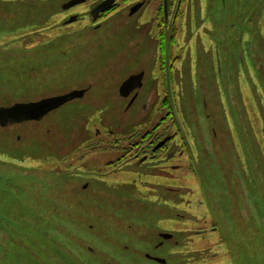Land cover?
<instances>
[{
    "label": "rangeland",
    "instance_id": "rangeland-1",
    "mask_svg": "<svg viewBox=\"0 0 264 264\" xmlns=\"http://www.w3.org/2000/svg\"><path fill=\"white\" fill-rule=\"evenodd\" d=\"M261 1L249 0V4L255 6ZM34 2L37 0H0V49L3 47L2 39L6 35L19 37L44 25V19L34 15L13 20L6 18L4 7L7 10L8 7L10 10H19V6L32 5ZM245 2L246 0H238L233 6L232 0H227L226 4L214 1L211 7L214 11L209 13V18L214 22L213 29L216 34L211 35V38L218 47L214 62L221 63L220 66L211 63L212 56L206 51L208 44L203 40L204 34L200 35L202 40L199 48L189 56L183 53L185 60L181 58L177 64L175 82L173 85L171 83L170 87L172 93L174 89L177 98L179 120L185 130L186 141L188 144L190 142L189 159L195 163L196 174L188 167L176 173L171 181L162 180V184L170 187L171 190L180 189L179 192L169 190L168 196L192 193L195 181L200 184L202 192L196 183L197 198L203 200L204 195L209 198L211 206L216 208L224 234L232 237L228 243L232 253L228 254V257L230 258L232 254L238 259L235 264H264V223L259 225L257 221L264 217V102H262L264 97L255 91L252 84L251 86L245 84L252 83V73L248 66L244 70L246 74L244 79L239 73L240 65L244 62L249 63L248 54L255 52L256 48H251L252 45L259 46L264 43V34L261 31L259 33L257 29L245 34L229 30L231 17L238 13L243 12L244 15V19L242 18L237 24L238 29L255 17L241 10L240 6ZM13 13L17 14L16 11ZM23 13L27 15L25 11ZM29 13L34 14L35 11ZM117 22L119 21L116 17H111L102 22L100 28L95 29L89 21H83L71 28L72 35L67 37L63 36L67 34H58L57 38L54 36L45 44H42L43 42L38 44L36 49L25 55L17 53L12 57L14 51L8 50L5 51L7 57L1 59L3 54H0V106L46 95L50 91L59 92L67 86L84 83L93 84L95 97L103 94H110L113 97L103 99L99 104H90L89 107L84 104L71 105L61 110L59 114L50 115L39 123L41 129L50 128L49 134L44 133L46 130L30 131L35 127L30 124L0 128V160L3 161L2 174L0 171V235L13 228L27 230L24 221L15 213L16 209L23 208L27 218L33 214L35 222L39 217L46 216L47 208L55 207L53 216L55 215L59 221H64L65 225L71 220V217L66 215L67 209L70 212L72 209L75 215L86 217L87 221L93 224L103 223L100 225L107 230L96 241V248H106L107 240L116 237L123 238L122 246H134L147 243L141 238L142 235L149 231L148 228H158L163 218L181 220L182 218H177L175 215L178 212L185 214L183 207L180 206L161 207L159 216H152L156 212L153 209H139L137 205L142 202L140 196L143 195L140 192L143 188L132 184H129V187L121 185V181L127 179L126 176H101V173L106 171L97 167L99 161L97 165L94 161L95 158L98 160L106 157L102 151L93 149L91 142L83 141V144H80L82 142L72 134L74 132H70L72 134L70 135L61 131L63 114L73 112L76 113L73 116L80 118L82 122H92L93 125L95 123L102 132L111 131L109 135L113 143V140L135 131L141 120L147 116L142 114V105L148 97L153 98V103L148 108V112H153L149 114L151 117L161 106L165 96L164 93L159 96L164 88H162L160 71L157 69L158 66L156 67L158 55L154 54V57L152 56V59H148L145 63L137 55L134 57L137 60L133 63L131 53L136 51L134 48L136 41L131 40L133 37L128 33L130 30L120 29ZM49 24L47 23L46 26ZM43 33L30 34L19 44L25 46L35 43L42 39L40 35ZM46 35L44 33V36ZM9 47L12 48L10 45ZM131 49L134 50L129 52ZM238 50L244 51L240 59L235 56ZM261 51L264 53V50ZM25 63H34V65L23 67ZM170 63L169 61L168 64ZM149 64L151 68L153 66L156 69L148 70L139 101L128 108L126 100L117 98L115 88L124 80L128 72L135 68L146 69ZM168 74L171 81V70ZM43 77L47 85L39 81ZM55 84L57 86L53 89L50 85ZM250 93L255 96H251ZM236 101L241 106L240 111L235 109ZM78 108L80 110H77ZM83 127L89 129L92 126L86 124ZM18 135L28 138L31 136L32 139H25L23 143L26 144L17 145ZM62 145H73V150L67 156L68 159L62 155ZM79 164L84 165L85 173L78 168ZM130 166L125 168L136 169V165ZM193 178L194 182H192ZM86 184L89 186L82 194L88 208L84 211L78 202L71 198L73 190L70 189L82 188ZM181 187L186 188L187 191L182 192ZM24 195L29 198V203H32V199L36 196L40 197L36 209L33 210L32 206L26 203ZM191 207L195 208V206ZM200 207L198 206V209ZM9 212L13 217H9ZM109 215L120 216L116 235L110 230V222L98 221L100 217H109ZM195 218L189 220L195 221ZM44 220L48 219L44 218ZM177 223L171 225L172 228L176 226L175 229L182 239L191 240L192 237L191 241H196V244H194L195 249H175L182 255L175 254L173 257L169 252L161 253V256L168 258L170 264H179L185 258L187 260L189 256L184 254L189 251L197 252L199 249L200 239L194 233L196 224L182 226V223L180 225ZM143 224L147 228L143 227ZM164 224L166 223L162 224L163 227ZM9 225L12 226L9 228ZM38 226L36 225L33 230ZM66 227L67 225H63L60 228L62 242L66 240L69 242ZM90 233L93 234L92 230ZM250 234H253V238H250ZM217 242L208 244L206 248L210 246L217 248L221 256L227 254V244L220 243L218 246ZM6 247L7 254L3 258L7 260L1 258L0 264H10L8 244ZM126 253V262L152 264L145 257H142V261L139 260L137 254L131 250H127ZM87 257L91 256L87 255ZM51 259L48 257L46 264H52ZM115 259L119 262L116 256ZM93 260L98 259L94 256ZM42 261L31 260L28 264H42ZM70 261V256L63 257V264H69ZM94 261L92 264H97L98 261L95 263Z\"/></svg>",
    "mask_w": 264,
    "mask_h": 264
},
{
    "label": "flooded vegetation",
    "instance_id": "flooded-vegetation-1",
    "mask_svg": "<svg viewBox=\"0 0 264 264\" xmlns=\"http://www.w3.org/2000/svg\"><path fill=\"white\" fill-rule=\"evenodd\" d=\"M214 1L223 4L227 2V0H37V2H34L32 5L19 6V10H10V7H8L7 10L6 7H4L6 18L13 20L23 16L34 15L42 18V20L44 19V25L29 31L30 33L20 35L19 37H10L6 35L2 39V44L5 48L2 47L0 49V54H3L1 59L7 57L5 51L8 50L14 51L12 57L17 53L25 55L36 49L38 44L42 42V44H45L54 36L57 38L58 34H67L63 36L68 37L73 33L71 28L83 21H89L95 29H98L102 26V22L111 19V17L117 18L120 29L123 28V30L126 31L130 30L128 33L133 37L131 40L135 39L136 41V46L134 47L136 51L135 53H131L133 63L137 60L134 59L137 55L141 57L140 60L143 63L148 59H152L154 54L158 55L156 67L158 66L157 69L160 71L162 88H164V91L162 90L159 96L164 93L165 97L163 98L164 100L161 106L156 109V112L154 110L155 115L153 117L149 115L153 112H148L149 106L153 103V98L152 96L147 99L144 98L146 100L142 105V114H146L147 116L141 120L135 131L122 138L113 140L112 143L109 135L112 133L111 131L106 130L102 132L95 123L94 125L92 122L84 123L80 118L74 117L73 115H76V113L73 112L63 114L60 128L62 132L70 135L73 134L76 138H80L82 142L80 144H83V141L91 142L93 149L95 148V150L102 151L106 157L98 160L95 158L94 161L96 165L97 161H99L97 167L100 170L106 171L101 173V176H126L127 179H123L121 185L129 187V184H132L143 188V191L140 192L141 195H143L140 196L142 202L140 205L136 204L139 209H153L156 212H154L152 216H159L161 215L162 208L166 206L167 208L180 206L183 207L185 214L178 212L175 217H180L185 221H182V219L170 220L169 218H163V222L161 221V225L158 228H148L149 231L144 232L142 235L141 238L147 243L136 244L134 246H122L123 238L116 237L107 240L106 244L108 246H106V248H96V241L102 237L107 230V228H102L101 225H103V223L101 222L93 224L88 222L86 217L75 215L71 208V212L67 209L65 211L66 215L71 217V220H68L67 223L65 222L67 225L66 232L69 234V242L67 240L66 242H62L63 236L60 228L66 225L63 224L64 221H59L55 215L53 216L56 209L55 207L47 208L46 216L39 217L35 222L33 221V214L29 213L30 215L27 218V214L23 208L16 209L15 213L18 218L24 221L27 230L21 231L13 228L1 233L0 260L7 254L6 246L8 244L10 264H28L31 260L36 261L40 259L43 260L42 264H46L48 262V257L50 259L52 258L50 260L52 264H63V257L65 256L71 257L69 264H92L94 256L98 259L95 260L96 262L98 261L97 264H134L133 262H126L127 250L136 253L138 259L141 261L142 257H145L146 260L152 264H170L168 258L161 256V253H165L166 251L170 253V256L175 254L180 255L181 253L175 251V249H195L194 244H196V241H191L193 240L192 237H190L191 240L182 239L175 229L176 226L172 228L171 225L178 222L177 224L180 225V223H182V226L195 223L196 230L194 233L195 236L200 239L198 251H189L187 254H184L189 256L188 259L186 260L185 258L181 262L179 261V264H235L236 261H238L232 254L230 258L228 257V254L232 253L228 245L232 237L228 234H224L223 228L221 227L222 224L215 210L216 208L211 206L209 198L205 195L204 197L202 196L203 200L197 198L195 189L198 191V183L194 178L192 180V182L195 181L193 192L188 194L184 193L183 195L174 194L173 196H168L167 192L169 190L179 192L180 189L171 190L170 187L162 184V180L169 179L171 181L172 178L174 179L173 176L177 175L176 173L188 167L196 174L195 163L189 159L190 151H188V147L190 149V142L188 144L186 141L185 130L181 120H179V109L176 104L177 98H175L174 89L172 93L170 84L172 83L173 85L175 82L177 64L181 58H185L183 53H187L189 56L191 52L199 48L202 40L200 38L201 34H204L205 38L203 40L208 44V47H205L208 55L211 54L212 56L211 63L218 64L219 66L221 65V63L214 62L218 47H216L215 42H213L211 38V35H216L213 29L214 22L209 18V13L213 10L211 7ZM232 1L233 6L238 2V0ZM240 8L242 11L253 14L255 17L249 20L241 29H238L237 24L240 23L242 18L244 19L243 12L238 13V15L233 18L231 17L229 30L238 32L239 34H245L250 30L257 29L259 33L261 31L264 34V0L255 6H251L249 0H246L245 3H242ZM14 11H16L17 14L13 13ZM24 11L27 15H24ZM29 11H35V13L30 14ZM47 23L50 24L46 26ZM43 32L47 35L44 36ZM38 33H43L40 35L42 36L41 40L32 44H26L25 46L19 44L22 40L24 41L29 37L30 34ZM245 37L247 36L245 35ZM69 43L68 41L67 45ZM9 45L12 46L13 49L9 47ZM251 48H256L254 49L255 52L253 54H248V64L244 62V64L240 65V77L244 79L246 76L244 70L248 66L252 73V83L246 82L245 84L248 86L252 84L255 91L264 97V53L261 51L264 50V43L259 46L253 44ZM132 50L134 49H131L129 52ZM138 52H141V54ZM237 52L235 56L240 59L244 51L238 50ZM169 61L171 62L170 64H168ZM32 65H34V63H25L23 67ZM153 69L155 70L156 68L153 66L151 68L150 64L146 69L135 68V70L128 72L124 80L115 88L117 98L126 100L125 103L128 105V108L139 101L140 92L145 86L147 72ZM170 70L172 73L171 81L170 77H168L169 74L167 75ZM124 71L121 73L123 74ZM183 73H185V71ZM139 75L142 76V81L133 79L135 76ZM41 79L42 80L39 81L47 85L44 77ZM128 81L130 82L125 85ZM167 81L170 89L169 87L167 88ZM49 82L51 84V81ZM50 86L54 89L57 84ZM93 87V84L90 83H84L83 85L74 84L70 87L67 86V88L59 92H57V90L54 92L50 91L48 92L49 94L18 100L15 103L5 106H13L16 103H36L40 100L49 98H65L66 101L60 105L59 108L52 111L50 110L45 117H43L46 119L52 114H59L61 110L71 105L81 104L82 106L84 104L89 107L90 104H99L103 99L113 98L110 94H103L95 97L96 93L93 91ZM250 95L255 96L251 93ZM234 106L235 109L240 111L241 106L237 101L234 103ZM77 110H80V108ZM43 120H28L17 124H23V126H28V124H30L35 126L32 127L30 131L43 132L46 128L41 129L42 126L39 125ZM86 124L92 127L85 129L83 126ZM7 127L8 126L3 127L0 124V128L7 129ZM49 129L50 128L44 133L49 134ZM70 132L74 133L71 134ZM27 135H29V133H27ZM101 135L104 136L101 137ZM29 137L30 138L18 135L17 145L26 144L23 142L25 139H32L31 136ZM72 147L73 145H62V155L64 158H69L67 156L73 150ZM174 161L180 162V164H175ZM1 162L3 161L0 160V171ZM181 162L183 164H181ZM81 163H83L82 160ZM131 164L136 165V169L128 168L127 170L126 168L128 166L131 167ZM78 168L82 169L81 171L85 173L86 169L83 164H79ZM88 186L89 185L86 184L82 188L75 187L73 189L72 187L70 189L73 190L71 198L76 200L84 211H86L88 207L83 199L82 193ZM198 186L199 190L202 192L201 185L198 184ZM181 191L184 192L187 191V189L181 187ZM165 192L166 195H164ZM185 195L187 197H185ZM24 196L26 197V203L32 206L33 210L36 209L40 197L36 196L35 199H32V203H29L27 195ZM43 201L45 202V199H43ZM119 203L121 204L122 201L120 200ZM191 206H195V208L192 209ZM198 206H201L200 209H198ZM166 213L168 214L167 211ZM9 214V217H13L11 212H9ZM119 217L118 215H109V217H100L98 221L104 220L108 223L110 222V230L116 235L119 226ZM192 217H196V220L190 221L189 219H192ZM44 218L48 220L45 221ZM257 221L259 225H262L264 223V217H261V219ZM163 223H166L168 226L164 224L163 227ZM36 225L39 226L33 230ZM11 226L9 225V228ZM142 226L146 227L144 224ZM91 230L93 234L90 233ZM252 235L253 234H250V238H253ZM216 241H218V246L220 243L227 244V254L221 256L220 250L217 248L211 246L206 248L208 244L215 243ZM87 255L91 257L88 258ZM115 256L119 259V262L115 259Z\"/></svg>",
    "mask_w": 264,
    "mask_h": 264
},
{
    "label": "water",
    "instance_id": "water-1",
    "mask_svg": "<svg viewBox=\"0 0 264 264\" xmlns=\"http://www.w3.org/2000/svg\"><path fill=\"white\" fill-rule=\"evenodd\" d=\"M133 79L142 81V76H135ZM129 82H126L125 85ZM65 101V98L60 97L44 99L36 103H16L13 106H0V124L6 127L28 120L41 121L50 110L59 108Z\"/></svg>",
    "mask_w": 264,
    "mask_h": 264
}]
</instances>
